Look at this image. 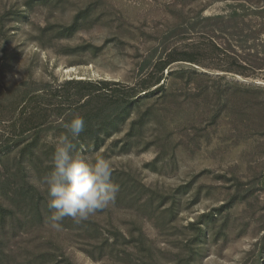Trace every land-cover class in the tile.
Wrapping results in <instances>:
<instances>
[{
    "label": "rangeland",
    "instance_id": "374dc122",
    "mask_svg": "<svg viewBox=\"0 0 264 264\" xmlns=\"http://www.w3.org/2000/svg\"><path fill=\"white\" fill-rule=\"evenodd\" d=\"M27 1L0 0L1 86L58 85L73 79L130 85L147 57L208 43L204 25L195 30L189 25L203 9L204 17L227 14L237 3L54 0L29 8ZM89 8L90 20L72 38L53 42V36L42 37L45 28L69 26ZM180 23L186 26L174 34ZM241 53L232 55L235 61L246 58ZM201 61L200 66L181 62L173 68H194L204 75L199 85L230 94L221 101L194 95L177 99L173 113L144 127L139 146L123 148L134 113L105 146L83 154L89 160L96 154L110 160L119 185L115 200L80 223L65 217L60 230L51 227L48 214L26 228L7 227L0 232V264H50L48 257L39 262L35 257L48 252L61 264L63 256L74 264H264V73L253 74L242 61L244 71L256 76L214 69L236 68L223 58L203 56ZM184 84L178 81L177 87ZM218 106L221 115L215 122ZM84 222L91 229L81 227ZM93 229L105 236L118 232L116 249L122 257L101 260V240L91 239ZM126 239L131 242L127 249Z\"/></svg>",
    "mask_w": 264,
    "mask_h": 264
},
{
    "label": "trees",
    "instance_id": "16d2710c",
    "mask_svg": "<svg viewBox=\"0 0 264 264\" xmlns=\"http://www.w3.org/2000/svg\"><path fill=\"white\" fill-rule=\"evenodd\" d=\"M53 1L28 0L26 6L32 8L36 2L50 5ZM235 1L237 3L230 6L227 14L204 17L203 9L199 18L193 21L195 23H189L192 30L204 25L203 32L208 37L205 46L202 43L192 49H165L158 57H147L139 66V78L130 85L108 80L75 79L58 85L35 83L34 87L0 84V232L6 233L9 226L14 231L18 225L23 228L34 225L46 219L45 214L51 217L54 210L48 207L46 187L41 180L52 170L51 158L58 138L67 131L64 124L77 114L85 120V131L73 141L75 150L89 154L100 150L110 138L121 133L137 113L122 141L123 148L131 149L141 143L147 124L158 123V118L163 121L167 113L174 112L177 107H173V103H178L177 99L184 97L186 100L194 95L193 98L216 96L221 101L230 94L227 90L219 92L212 91L214 87H202L197 82L204 75L191 67L174 69V64L185 62L200 66L202 57L209 56L223 58L230 66L234 62L237 65L235 69L214 67L223 72L256 76L244 71L242 61L250 64L253 74L264 73V0ZM90 16V8L81 11L71 25H51L43 30L42 37L53 36V42L70 39L84 28ZM184 26L185 23H180L173 27L174 34L183 31ZM239 51L246 56L240 62L232 57ZM7 60L5 52L4 61ZM170 77L173 80L167 82ZM178 81L185 83L184 86L178 88ZM240 88L258 90L245 85ZM143 106H147L144 111ZM219 107L213 111L212 120L215 122L221 115L222 108ZM112 181L117 184L113 176ZM90 226L91 223L84 222L81 227L89 230ZM117 233L105 236L93 229L91 239L101 240L98 247L101 260H112L114 254L122 257L123 252L116 249L120 238ZM126 240L123 246L127 249L131 242ZM88 254L96 258L94 252ZM35 257L38 262L48 257L50 264L62 263L50 252ZM63 260L64 264H74L64 256ZM142 263L146 264L145 261Z\"/></svg>",
    "mask_w": 264,
    "mask_h": 264
},
{
    "label": "clouds",
    "instance_id": "9594fccd",
    "mask_svg": "<svg viewBox=\"0 0 264 264\" xmlns=\"http://www.w3.org/2000/svg\"><path fill=\"white\" fill-rule=\"evenodd\" d=\"M64 128L67 131L58 138L51 158L52 170L41 180L48 207L54 210L51 227L56 230L62 228L65 217L80 223L106 209L119 192V185L112 181L110 160L99 154L89 160L75 150L73 141L85 131L84 118L77 114Z\"/></svg>",
    "mask_w": 264,
    "mask_h": 264
}]
</instances>
